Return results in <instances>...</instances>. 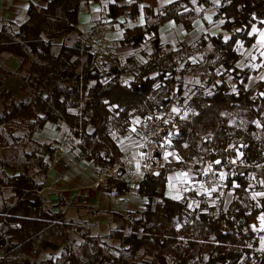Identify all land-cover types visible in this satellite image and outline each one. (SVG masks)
I'll return each instance as SVG.
<instances>
[{"label": "trees", "instance_id": "1", "mask_svg": "<svg viewBox=\"0 0 264 264\" xmlns=\"http://www.w3.org/2000/svg\"><path fill=\"white\" fill-rule=\"evenodd\" d=\"M96 1L49 0L46 8L32 4L25 22L3 23L0 28V56L18 61L16 75L25 94L24 99L15 98L5 83L14 75L3 67L0 188H9L16 200L0 209V264H264L252 227L264 216V196L250 198L252 192H264V80L250 85L261 70L239 66L238 48L239 44L254 47L258 31L264 28V0H219L211 25L221 22L228 37L208 35L196 45L211 46L208 59L216 64L199 67L186 61L181 70L177 68L193 46L175 51L163 43L161 30L172 21L192 32L199 18L196 5L210 8L214 0H175L164 6L159 0H113L105 16L110 22L123 18L138 23L145 18L143 25L124 28L119 41L120 47L140 50L146 58L133 69L128 84L123 81L126 71L117 64L99 67L97 57L85 52L82 38L73 45L62 41L59 51H54L57 41L78 33L82 7ZM146 44L149 51L142 49ZM202 66L210 72L202 76L210 75L212 87L192 98L185 115L178 117L169 109L168 99L184 90L178 75ZM168 111L171 119L178 118L171 138L181 160L204 158L218 170L239 160L243 168L227 178L225 193L233 188L234 199L219 213L213 207L192 210L186 202L166 195L168 175L181 169L180 163L147 177L137 191L148 199L146 209L138 219L120 220L109 235L125 248L128 261L125 255L114 256L86 225L76 226L64 212L46 207L47 201L38 195L43 183L36 176L46 178L56 150L53 142L37 143L33 135L49 122L65 126L75 137L71 149L108 169L123 155L118 139L132 129L134 115ZM21 141L36 144L34 151L19 149ZM6 169L20 174L9 177ZM253 174L261 179L256 185ZM107 183L125 194L123 179ZM73 232L84 240L78 251L67 247L69 252L62 257L41 259L43 252L59 250L60 241H74Z\"/></svg>", "mask_w": 264, "mask_h": 264}, {"label": "crops", "instance_id": "2", "mask_svg": "<svg viewBox=\"0 0 264 264\" xmlns=\"http://www.w3.org/2000/svg\"><path fill=\"white\" fill-rule=\"evenodd\" d=\"M48 1L0 0V28L3 23L12 22L15 24H21L25 22L27 20V11L32 4L38 8H46ZM112 1L113 0H98L94 3H90L89 5H84L79 15L78 33H74L73 35L78 38H82V36L84 37L85 34L91 30L92 24L100 20H105L108 5ZM172 1L175 0H159V3L161 6H164ZM203 18L206 19V16L203 17V13L200 12L199 19H202L204 22ZM198 21L199 20L194 23L195 29L190 33L184 31L172 21L166 23L161 30L163 43L166 41L165 44H169L173 50L177 51L182 48L183 45H185V47H189L191 44L199 42L202 37L197 33L198 24H200ZM144 23V16L140 18L138 23H126L125 20L121 18L119 21L109 24V27H113V29H110L111 32L114 30L122 32V38L124 28L135 27L137 25H143ZM202 25L205 26L204 23H202ZM201 31L207 33L206 36L214 35L212 33L209 34L205 27H202ZM261 31L264 32V28L259 30L257 33V44H259L258 41H261ZM120 48L121 49H117L118 53L134 54L136 51L140 53V50L138 51L131 47ZM262 49L263 48L260 50ZM262 51L264 54V49ZM240 53L242 54L243 52ZM242 58H244L243 54ZM14 76L6 79L5 83L7 87L11 89L16 99H24L25 94L21 90H19L20 93L17 94L10 86H8L9 79L15 78ZM15 79L22 84L19 77ZM67 132L68 130L64 126L49 122L41 131H38L33 135V140L37 143L53 142L55 147L57 144L64 141ZM140 142L141 139L134 127H132V129H130L125 136L119 137L118 139V143L123 154L130 156L137 155L140 152ZM34 149L35 147L32 148V152ZM50 164V169L45 179H43V176L42 178L36 176V181L43 183V186L38 190V195L47 201L46 207L48 209L53 212H64L68 219L72 221H80L82 225H86L90 229H116L120 225L121 221L127 220L130 216H135V218L138 219L139 214L146 209L149 203L147 198L141 197L138 193L132 196L120 194L116 186L108 183L103 184L99 188L94 187V183H96L101 177L105 169L96 165L87 158H84L74 149L70 148L66 152L56 151L54 159L50 162ZM171 164H176L175 158L171 159V163L169 165ZM242 168L243 166L240 165V161L236 160L232 161L229 165L219 171L221 183L219 188L217 187L218 189L216 188V190L221 194H217V196H221V199H224L225 209L229 207L234 199L233 188L225 193L227 178L230 175H234ZM5 172L9 177H15L20 174L18 170L14 169H6ZM251 180L252 183L256 185L261 179L254 177L253 174L251 176ZM199 181L200 177L196 173H190L183 168L174 170L168 175L166 195L174 200L186 202L190 209L196 210L194 209V206L198 207L200 200L194 201L197 199L191 198V195L194 196V194L190 192V189L194 185L198 184ZM7 190L9 191L3 192V194L5 196H9L11 201L13 199L15 202L13 193L9 188ZM9 192H11L10 195ZM255 194V192L250 194L252 199L262 197ZM5 206L6 205L0 207V209ZM259 226L260 223L252 225L255 230L256 227L258 228Z\"/></svg>", "mask_w": 264, "mask_h": 264}, {"label": "rangeland", "instance_id": "3", "mask_svg": "<svg viewBox=\"0 0 264 264\" xmlns=\"http://www.w3.org/2000/svg\"><path fill=\"white\" fill-rule=\"evenodd\" d=\"M218 5H220L219 0H214L213 5L210 8H206L203 5H198V4L196 5L197 15H199V17H200V12H201V13H203V17L206 16V19L203 18L204 22L202 19H199V18L197 19V20H199L198 22H200V24H198L199 26L197 29V33L200 34L202 38L206 37V34H207V33H204L201 31L202 27H205L209 34L210 33H212L214 35H219L222 33L225 34L223 32V30L221 29V27H222L221 22L218 24H212L211 25V23L213 22V15L217 10ZM100 23L109 25L112 22H110L108 19L100 20V21H97L94 24H92V28L95 25L100 24ZM202 23H204L205 26H203ZM109 28L113 29V27H109ZM87 33L85 35H87ZM121 33L122 32L115 31V30L112 32L109 31L108 37L111 40V46L109 47V51H108L109 54L104 56V57H97L96 63L99 67L103 66L104 68H107V69H109L113 65L117 64L120 68H122L126 71L125 75H123V81L126 84H128L129 79L133 76L132 73L134 72V70H137L136 67L138 65H142L145 62L146 58H144L137 51L134 52V54L118 53L117 49H121L120 45H119V40L121 39ZM260 33H264V32L261 31ZM73 34L70 35L66 39L57 41L56 42L57 46L55 47L54 51L56 53L59 51V45H61L62 41H65L68 44L73 45L75 43V41L77 39H79L78 37H76ZM225 36L228 37L227 34H225ZM83 39L84 38L82 36V40ZM165 39H166V37H165ZM80 40H81V38H80ZM258 42H259V44L255 43L254 47L248 48V49L244 48V46L242 44H239V46H238V48H240V52H243L242 54L244 56V58H242V60L240 61L239 66L244 68L248 65H252L255 68L261 70L260 74L257 77H253L251 79L250 85L253 84L254 82L258 81L259 79L264 80V54L262 51L264 49V47L262 46L261 41H258ZM83 43H84V40H83ZM164 43H166V41ZM197 43L198 42L191 44V46H193V51L190 54H189V52L185 53L188 55H187V57L185 56L183 58L181 65H180V68H177L178 70H181V68L184 67V63L186 61H189L193 65L198 64L199 67L201 65H214V64H216V60L211 61L208 59L209 54L212 53V51H213L211 46H208L205 49H198L196 47ZM261 48H263V49L260 50ZM142 49L147 50V51L150 50L148 44L143 46ZM0 60L3 63V67H5V69L11 71L13 73V75H15L14 76L15 78L19 77L16 75V71L18 69V61L16 59L10 57L9 55L8 56L2 55V56H0ZM204 69H206V68L202 66V70L200 69L199 71H197V70L194 71L193 69H190L186 74L183 73L181 75H178V78L180 77V79L184 83V90H183L182 94H180V95L173 94L172 96H170L168 98L170 101L169 109L172 110L173 112H175V114L177 113L176 115L178 117L185 115V113L188 109V104L192 98H194L199 93L207 92L212 87V81L208 82L209 81L208 79H210V75L202 76L205 73L210 74V72L208 70H204ZM15 78L9 79L8 86H10L17 94H19L20 93L19 90H21L20 89L21 83ZM169 111L166 114L164 113L161 115H158V114H156V115L158 117H164V118H166V120L169 121V123H170L169 124V130L172 133L173 129H176V127H177L176 121L178 118L176 120L171 119V117H169V113H171V112H169ZM32 143L33 142L29 143L26 141H24V142L21 141L20 142L21 145L19 146V149L24 148L28 152L32 151V148L35 147ZM0 150H2V149L0 148ZM0 156H1V153H0ZM1 173H3V171L1 172V170H0V175H1ZM7 189L8 188H0V191H1V193H0V207L14 203L13 199L11 201V198L9 196H5L3 194V192L9 191ZM212 191L213 190L209 191L210 193L207 192L208 194L207 193H203V194H199V195L194 194L196 196L204 197L203 200L199 201L198 207L194 206L195 207L194 209L200 210V211H202V210L208 211L209 208L213 207V208H216L217 213H219L222 210H225V202H223V205H221V203H222L221 196H219V197L217 196V194L221 195L219 193V191L218 192H217V190L215 192H212ZM10 194H11V192H9V195ZM191 198L194 199V197L192 195H191ZM250 198H251V196H250ZM258 198H261V197H258ZM15 200H16V198H15ZM194 201H198V200H194ZM261 217H260V226L258 228L256 227V232L258 233V247L256 248V251L263 255L264 254V221L261 220ZM73 222L76 224V226L82 225V223L80 221H73ZM85 228H88V227H85ZM113 231L107 230V229H97V230L89 229L90 235L101 239L103 242L107 243V245L111 247V253L114 256L120 257V256L125 255L126 256L125 259H127L128 261H131L129 255L125 252V248H123V246H121L120 242L109 238V235ZM72 239L74 241H72L71 239L66 241V242H64L63 240L60 241L59 244L61 246H60L59 250H57V251L56 250L55 251L47 250V251L42 253L41 259H49L50 257H54V258L62 257L63 255H65L69 252L67 247H72V249H74L75 251H78V247L83 243L84 240L81 237H79V235H76L74 232L72 233ZM106 252L110 253L109 251H106ZM144 261L145 260H142V263Z\"/></svg>", "mask_w": 264, "mask_h": 264}, {"label": "built area", "instance_id": "4", "mask_svg": "<svg viewBox=\"0 0 264 264\" xmlns=\"http://www.w3.org/2000/svg\"><path fill=\"white\" fill-rule=\"evenodd\" d=\"M109 31L110 28L106 24L94 26L84 36L85 52L94 57L108 55L111 46ZM2 68L3 63L0 60V70ZM131 122L141 139L140 152L134 156L122 155L120 160L97 180L94 187L99 188L110 179H123L126 185L125 194L132 196L148 176L166 168L172 158H175L176 163H180L184 170L199 175L200 181L191 187V193L199 195L219 187L220 170L215 168L211 160L198 158L189 161L179 158L177 147L171 138L170 123L166 118L150 113L145 116L134 115ZM74 140L72 133H66L64 141L55 146L56 151H68Z\"/></svg>", "mask_w": 264, "mask_h": 264}, {"label": "snow or ice", "instance_id": "5", "mask_svg": "<svg viewBox=\"0 0 264 264\" xmlns=\"http://www.w3.org/2000/svg\"><path fill=\"white\" fill-rule=\"evenodd\" d=\"M261 42H262V46H264V33H261ZM167 158V157H165ZM216 163H220L219 161H216ZM223 178V177H221ZM213 191H215V189H213ZM255 195L257 196H264V193H256ZM261 220L264 221V216L261 217Z\"/></svg>", "mask_w": 264, "mask_h": 264}, {"label": "bare ground", "instance_id": "6", "mask_svg": "<svg viewBox=\"0 0 264 264\" xmlns=\"http://www.w3.org/2000/svg\"><path fill=\"white\" fill-rule=\"evenodd\" d=\"M95 26H96V25H95ZM108 26H109V25H108ZM67 133H68V132H67ZM74 141H75V140H74ZM70 146H71V145H70ZM55 150H56V149H55ZM123 155H125V154H123ZM121 157H122V156H121ZM108 169H109V168H108ZM106 170H107V169L104 170V173H105ZM158 172H159V170H158L156 173L152 174V175H155V174H157ZM104 173H103V174H104ZM103 174H102V175H103ZM102 175H101V176H102ZM150 176H151V175H150ZM148 177H149V176H148ZM146 179H147V178H146ZM94 184H95V183H94Z\"/></svg>", "mask_w": 264, "mask_h": 264}]
</instances>
